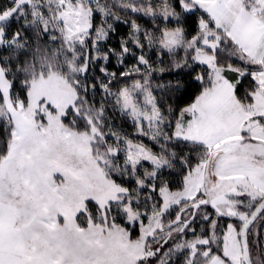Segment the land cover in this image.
I'll return each instance as SVG.
<instances>
[{"label":"snow or ice","instance_id":"obj_1","mask_svg":"<svg viewBox=\"0 0 264 264\" xmlns=\"http://www.w3.org/2000/svg\"><path fill=\"white\" fill-rule=\"evenodd\" d=\"M262 229L264 0H0V264H264Z\"/></svg>","mask_w":264,"mask_h":264},{"label":"trees","instance_id":"obj_2","mask_svg":"<svg viewBox=\"0 0 264 264\" xmlns=\"http://www.w3.org/2000/svg\"><path fill=\"white\" fill-rule=\"evenodd\" d=\"M195 18L192 17L190 18L189 20V26H190V29L194 28L195 25L192 23V21L194 20ZM141 23H143V21H141ZM167 60V58H165ZM198 89H199V86L197 84H192L187 92L183 95V97L177 101V103L179 104L180 107H184L186 106L187 104L191 103L192 100L195 98V95L198 94ZM117 125H120L121 121L118 119L116 121ZM125 130L126 131H129L131 132V126H130V123L125 127ZM264 229H262V234H264ZM262 238H264V236H262Z\"/></svg>","mask_w":264,"mask_h":264},{"label":"rangeland","instance_id":"obj_3","mask_svg":"<svg viewBox=\"0 0 264 264\" xmlns=\"http://www.w3.org/2000/svg\"><path fill=\"white\" fill-rule=\"evenodd\" d=\"M174 26V25H173ZM247 84V81H245V85ZM243 90V88L241 89V91ZM173 190H176V188L174 187ZM264 231V230H263ZM139 233V229L137 228L135 232H133L132 234V238H136V236Z\"/></svg>","mask_w":264,"mask_h":264}]
</instances>
